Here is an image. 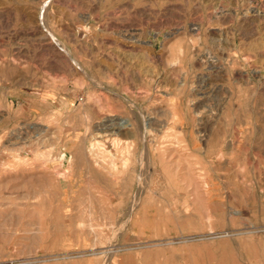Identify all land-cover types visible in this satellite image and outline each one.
Wrapping results in <instances>:
<instances>
[{
    "label": "rangeland",
    "instance_id": "374dc122",
    "mask_svg": "<svg viewBox=\"0 0 264 264\" xmlns=\"http://www.w3.org/2000/svg\"><path fill=\"white\" fill-rule=\"evenodd\" d=\"M0 264H264V0H0Z\"/></svg>",
    "mask_w": 264,
    "mask_h": 264
},
{
    "label": "bare ground",
    "instance_id": "6f19581e",
    "mask_svg": "<svg viewBox=\"0 0 264 264\" xmlns=\"http://www.w3.org/2000/svg\"><path fill=\"white\" fill-rule=\"evenodd\" d=\"M147 123V124H146ZM117 126H119V127H122V126H124V127H126V126H129L130 125V123H126V121L125 120H122L121 122H118L117 124H116ZM145 126H148V122H145ZM128 145V142L126 143V145L124 146V149H128L127 147H129V146H127ZM160 156H161V153H160ZM159 155H158V157H160ZM124 166H125V164H126V161L124 160Z\"/></svg>",
    "mask_w": 264,
    "mask_h": 264
}]
</instances>
